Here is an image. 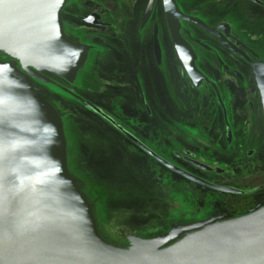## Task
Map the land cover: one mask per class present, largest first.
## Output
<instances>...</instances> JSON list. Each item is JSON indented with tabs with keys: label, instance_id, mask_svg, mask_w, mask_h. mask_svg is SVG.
I'll use <instances>...</instances> for the list:
<instances>
[{
	"label": "flooded vegetation",
	"instance_id": "af4514ba",
	"mask_svg": "<svg viewBox=\"0 0 264 264\" xmlns=\"http://www.w3.org/2000/svg\"><path fill=\"white\" fill-rule=\"evenodd\" d=\"M215 1L233 6L232 0ZM240 2L255 14L244 13L248 23H237L230 10H200L194 0L161 5L162 27L155 0L143 8L141 0H112L117 24L107 21L108 13L106 21L93 12L86 16L87 26L104 37L97 36V60L89 61L98 49L91 45L83 84L96 87L93 115L115 134L94 138L112 144L120 175L137 174L147 185L136 189L132 178L121 180L123 197L133 187L137 200L148 202L147 209L133 202L141 223L154 215L157 187L192 197L198 208L192 214L200 218L241 213L264 201V39L251 31L264 18V0ZM167 230L142 225L140 234L151 238Z\"/></svg>",
	"mask_w": 264,
	"mask_h": 264
},
{
	"label": "water",
	"instance_id": "95a60500",
	"mask_svg": "<svg viewBox=\"0 0 264 264\" xmlns=\"http://www.w3.org/2000/svg\"><path fill=\"white\" fill-rule=\"evenodd\" d=\"M66 1L0 0V56L17 65L0 61V264H264V204L147 238L95 203L62 113L96 114L80 90L92 47L66 32Z\"/></svg>",
	"mask_w": 264,
	"mask_h": 264
},
{
	"label": "rangeland",
	"instance_id": "374dc122",
	"mask_svg": "<svg viewBox=\"0 0 264 264\" xmlns=\"http://www.w3.org/2000/svg\"><path fill=\"white\" fill-rule=\"evenodd\" d=\"M148 0H141V8H143L144 4H146ZM112 0H67L65 3L64 11L62 14L65 16V29L66 32L83 41V43H89V45H93L94 48H97V43L99 34H102L101 32L98 33L94 28H90L87 26L85 22H82L80 18L87 16L90 13H96L100 15V18L102 21H106V13L110 14V18L107 20L109 23L112 24H117L116 19L120 15L118 14L119 10L117 7L112 8L110 3ZM233 6L226 7L228 9L223 8V4H216L215 0H194L195 4L194 6L196 8L202 9H221V10H230L231 13L235 15V19L237 20V23H248V15L250 14L248 11V8L245 6L248 5L246 2H240V0H232ZM106 5L109 6V8H106ZM161 0H155L154 3V8H156V13L158 17V24L160 27L163 26V20L159 19L160 16V10H161ZM105 7L106 12L100 11V7ZM245 12H248L244 15ZM250 16H255V14L251 13ZM124 21V20H123ZM257 22L254 24V28L251 31H254L257 33L259 36L260 40L264 39V18H258L256 20ZM104 37V34L102 36ZM101 38V39H102ZM263 48H264V42H263ZM93 56L91 55L89 61L91 59L97 60L101 57V47L98 46V49L95 50V53H92ZM0 61L1 62H6L9 63L11 67H16V63L13 62V60L5 57V56H0ZM88 67V66H87ZM89 69V68H88ZM88 69L86 72L88 73ZM90 70V69H89ZM94 78L96 75L93 72L92 73ZM118 76V74H115ZM90 76V77H91ZM91 78V79H92ZM120 79L119 77H117ZM89 82L90 78L88 77ZM126 80V79H125ZM94 85H97L96 82L92 79ZM81 85V84H80ZM84 85V87H83ZM99 87V85L97 86ZM81 92H83L88 99H92L96 101V87L92 89V87L89 84H82L80 88ZM115 101V100H114ZM99 102V101H97ZM118 101H115L117 103ZM69 109L63 110V116L66 120L70 122V124L73 125V128L76 129L75 139L78 140L76 143V147L81 149L83 153L87 156L88 158V164L90 168L92 169L95 174L91 175H85L84 167H80L78 165L84 166L81 159L82 154L79 156L78 152H76L75 160H76V175L80 180H83L86 183V187L88 190L91 192L93 195V199L95 200L96 204H99L104 210L106 211V215L109 216L111 219H119V218H128V217H133L135 218L136 209L133 207V202L139 201L141 203L142 208L147 209L148 202L147 201H141L137 200V198H141L140 195H138V191L133 189L134 193H132V190H127L128 193L125 195V197L122 196V178L125 179H130L132 183L135 184L134 188H144L147 186L143 182H140L138 180V175L137 174H131L128 177L120 175L116 171V151L111 149L112 144L107 148L102 143H99L96 141V138H104L103 135H115L114 132L105 127L102 122H100L93 114L90 113H85L82 108L79 107H73V106H68L66 105ZM115 107V106H114ZM113 107L112 113H115V109ZM83 114V115H81ZM146 120L143 121L146 124L148 123V118H145ZM138 119L135 118L131 122L135 123ZM129 123V122H128ZM184 122H182L183 124ZM186 125V124H185ZM185 130H188L189 132L192 130L191 128H187L184 125H182ZM147 128V127H145ZM183 128L179 127V130L183 132ZM194 130H196V127H194ZM107 131V132H106ZM159 134H166V132H161ZM146 135H150V128L148 126L146 130ZM206 135V134H205ZM96 137V138H94ZM159 146L161 145V142H159ZM193 146L196 148H200L201 146L199 144L194 143ZM173 147L177 149V145L174 143ZM129 152L132 153L131 151L134 150L133 146L128 148ZM200 152V151H199ZM83 154V155H84ZM113 156L115 158H113ZM86 160V159H85ZM130 183L131 185H134ZM130 192L132 194H130ZM144 194V193H143ZM198 194V193H197ZM133 196V197H132ZM156 203L153 211V216H150L144 220V222L138 221V224L134 230L135 233H140L141 227L143 226H161V225H166L168 229L170 228H178L183 225H186L191 222H196V221H201L205 219L209 220H218L221 218H224L226 216H229L230 214L228 213H213L209 215L208 217L205 218H200V216L193 215L192 212L195 211V209H198L197 206L192 204V197L190 198H182L180 197L179 193H177L176 190L173 191H165L164 189H160L157 187L156 189ZM198 196L196 195L195 199ZM145 198H147V195H145ZM198 200V199H196ZM147 204V205H146ZM264 204V201L260 204H257L255 206H260ZM110 207V208H109ZM105 213V211H104ZM103 213V215H104ZM233 215V214H231ZM103 218V217H102ZM150 219V220H149Z\"/></svg>",
	"mask_w": 264,
	"mask_h": 264
}]
</instances>
